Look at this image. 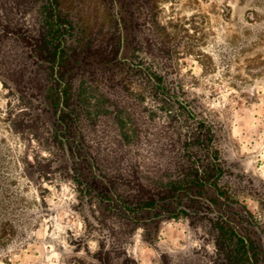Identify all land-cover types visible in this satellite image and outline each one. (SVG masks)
<instances>
[{"label": "rangeland", "instance_id": "rangeland-1", "mask_svg": "<svg viewBox=\"0 0 264 264\" xmlns=\"http://www.w3.org/2000/svg\"><path fill=\"white\" fill-rule=\"evenodd\" d=\"M45 2L0 0V264H100L101 246L110 264H215L219 217L255 241L264 264V0H124L121 33L119 0H60L79 52L66 80L84 93L63 143L47 63L33 53ZM119 34L115 65L101 53ZM188 150L195 166L220 164L230 199L214 204L208 191L195 208L183 196L122 213L139 182L156 191ZM103 172L115 180L111 201Z\"/></svg>", "mask_w": 264, "mask_h": 264}, {"label": "trees", "instance_id": "trees-1", "mask_svg": "<svg viewBox=\"0 0 264 264\" xmlns=\"http://www.w3.org/2000/svg\"><path fill=\"white\" fill-rule=\"evenodd\" d=\"M121 8L118 14L114 15V26L121 33L122 27L128 30L129 20L125 10L124 0H119ZM43 21L38 29V34L34 42L33 53L37 60H42L47 63V79L52 83L50 88L49 98L52 108L54 109L57 123L61 125L56 135L60 143L66 139L67 142L71 141V137L75 134L70 129L71 121L76 120L79 114L84 109L82 106L84 93L83 90H76L73 93L71 80H66L67 66L71 59L76 60V51L71 45L67 44V37L73 36L75 26L67 18L60 9V0H46L43 7ZM125 39L122 34L116 35L111 40L110 50L102 54L103 60H115V65L122 63L120 58L121 48L124 45ZM104 50V49H102ZM110 56V57H109ZM109 57V58H107ZM106 61V62H107ZM140 74L144 75L142 71ZM146 79L156 85L157 89H162V78L155 73H147ZM204 123H202V126ZM197 142L203 144L206 148L210 142V137L206 131H200L197 136ZM191 141H187L186 147H191ZM183 158L189 162L186 165L182 164L178 168V174L171 178H166L165 182H158L154 187L156 191H152L151 187L143 183L137 184L136 192L130 197L121 201V205L125 210L123 214L130 215L126 211L130 209L127 205L128 202H135L131 213L140 215L144 211L163 208L167 209L172 199L183 196L187 197L188 202L184 203L189 208H195L196 202H200L197 196H203L204 193L211 191L213 194L209 200L218 204L220 197L230 199L227 190L222 188L218 183V176L222 172V167L216 161H207L200 166H195L191 160V153L188 150L184 152ZM135 172V171H134ZM133 175V174H131ZM102 184L98 185L99 192L106 197L108 201L112 199L108 196L115 185V180L111 179L107 173H102ZM138 178V177H137ZM131 180V179H129ZM211 208L210 205H208ZM182 212H187L184 208L180 209ZM213 228L216 232V245L218 248V258L215 264H258V257L256 256L260 247L255 241L245 234H240L235 225L228 218L219 217L212 221ZM252 252V257L248 254ZM100 264L111 263L110 251L103 250L101 246L96 254ZM253 258V259H252ZM96 264V263H93Z\"/></svg>", "mask_w": 264, "mask_h": 264}]
</instances>
